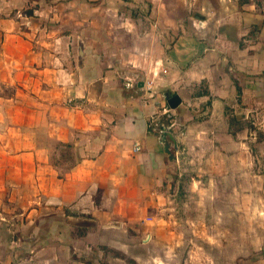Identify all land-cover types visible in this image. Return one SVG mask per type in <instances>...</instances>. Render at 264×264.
<instances>
[{"label": "crops", "instance_id": "0c3cea01", "mask_svg": "<svg viewBox=\"0 0 264 264\" xmlns=\"http://www.w3.org/2000/svg\"><path fill=\"white\" fill-rule=\"evenodd\" d=\"M78 1L26 14L29 0H0V264H70L59 256L82 237L106 244L165 201L186 103L264 91V9L201 29L206 41L146 14L128 44L113 29L130 22L125 0ZM192 80L208 94L186 99ZM164 105L179 125L165 135L151 126Z\"/></svg>", "mask_w": 264, "mask_h": 264}, {"label": "rangeland", "instance_id": "374dc122", "mask_svg": "<svg viewBox=\"0 0 264 264\" xmlns=\"http://www.w3.org/2000/svg\"><path fill=\"white\" fill-rule=\"evenodd\" d=\"M29 1L21 12L30 14L37 5L47 13L53 11L55 3L70 0H35L38 2L35 4L34 0ZM80 2L86 4L89 0ZM125 3L124 13L130 22L126 27L113 29L128 44L140 41L141 30L148 28L135 24L146 14L163 26L168 21L176 34L187 32L206 41L211 34L200 33L201 29L214 30L221 19L225 21L227 16L246 12L250 4L258 11L264 9V0H125ZM85 12L86 9L79 10L80 14ZM162 35L160 32L158 37L161 39ZM168 37L173 46L176 35ZM186 88V99L200 98L202 93L208 94L209 84L192 80ZM177 91L173 93L179 94ZM235 92L224 107L213 105L211 98L196 105L186 103L192 117L180 127L166 199L159 207H150L143 218L127 223L124 232H109L105 235L106 244L99 242L97 234L95 242L82 237L77 246L68 247L59 256V261L264 264V91L249 97ZM182 130L186 133L184 137Z\"/></svg>", "mask_w": 264, "mask_h": 264}, {"label": "built area", "instance_id": "2783aa9c", "mask_svg": "<svg viewBox=\"0 0 264 264\" xmlns=\"http://www.w3.org/2000/svg\"><path fill=\"white\" fill-rule=\"evenodd\" d=\"M133 80H129V84L131 85ZM147 91L150 93V97H153V93L151 91V85L147 86ZM164 118H167L169 120V124L166 125L163 120ZM151 126L152 129L155 131H158L160 133L166 134V133H171V131L175 128L178 127V121L174 116L172 115V110L168 108L167 105H164L161 107V111L158 113H155L151 117ZM141 147L139 144H136L134 146V151H140Z\"/></svg>", "mask_w": 264, "mask_h": 264}, {"label": "water", "instance_id": "95a60500", "mask_svg": "<svg viewBox=\"0 0 264 264\" xmlns=\"http://www.w3.org/2000/svg\"><path fill=\"white\" fill-rule=\"evenodd\" d=\"M182 100L178 95H175L171 98L168 99V103L170 108L172 109H176L177 107H179V105L181 104ZM174 143L176 144V140L173 139Z\"/></svg>", "mask_w": 264, "mask_h": 264}, {"label": "trees", "instance_id": "16d2710c", "mask_svg": "<svg viewBox=\"0 0 264 264\" xmlns=\"http://www.w3.org/2000/svg\"><path fill=\"white\" fill-rule=\"evenodd\" d=\"M163 122H164L166 125L169 124V120H168L167 118H164ZM164 135H165V134H164ZM164 135H163V136H164ZM167 145H168V144H167Z\"/></svg>", "mask_w": 264, "mask_h": 264}]
</instances>
